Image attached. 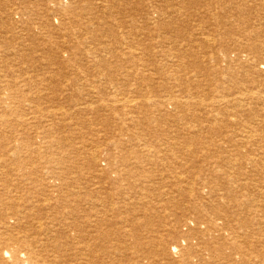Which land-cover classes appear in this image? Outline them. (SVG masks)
I'll return each instance as SVG.
<instances>
[{
    "label": "rangeland",
    "instance_id": "rangeland-1",
    "mask_svg": "<svg viewBox=\"0 0 264 264\" xmlns=\"http://www.w3.org/2000/svg\"><path fill=\"white\" fill-rule=\"evenodd\" d=\"M61 2L0 0V264H264V1Z\"/></svg>",
    "mask_w": 264,
    "mask_h": 264
},
{
    "label": "bare ground",
    "instance_id": "bare-ground-1",
    "mask_svg": "<svg viewBox=\"0 0 264 264\" xmlns=\"http://www.w3.org/2000/svg\"><path fill=\"white\" fill-rule=\"evenodd\" d=\"M51 1H53V3L54 4H56L57 6H61L62 5V2H61V0H51ZM258 1V0H257ZM264 1V0H263ZM48 2V1H47ZM46 2V3H47ZM53 4V5H54ZM6 6V5H5ZM49 6V5H48ZM55 6V5H54ZM64 6V5H63ZM1 7V6H0ZM2 7H3V5H2ZM50 7H51V5H50ZM56 7V6H55ZM53 8V7H52ZM61 8H62V6H61ZM1 9V8H0ZM55 9H57V8H55ZM59 9H60V7H59ZM1 10H3V9H1ZM15 10V9H14ZM61 10V9H60ZM8 11V10H7ZM11 11V10H10ZM17 11V10H16ZM1 13V12H0ZM5 13V12H4ZM8 13V12H7ZM7 13H5V15L7 14ZM11 13V12H10ZM55 13V12H54ZM53 13V14H54ZM81 13V12H80ZM84 13V12H83ZM240 13H242V12H240ZM12 14V13H11ZM21 14V13H20ZM3 15V14H2ZM8 16L10 15V14H7ZM14 15V14H13ZM89 15V14H88ZM56 16V15H55ZM81 16H83V15H81ZM9 17H11V16H9ZM8 17V18H9ZM52 17V16H51ZM53 17H54V15H53ZM80 18V17H79ZM82 19V18H81ZM83 20V19H82ZM81 20V21H82ZM86 21V20H85ZM82 23H86V22H83L82 21ZM89 25V24H88ZM91 26V25H90ZM89 27V26H88ZM87 28V27H86ZM87 30V29H86ZM1 33V32H0ZM74 33V32H73ZM83 33V32H82ZM81 33V34H82ZM258 33V32H257ZM259 34L260 35H263L264 36V30H262L261 32H259ZM65 35H67V34H65ZM18 36V35H17ZM68 36V35H67ZM75 36H77L76 34H75ZM220 36H221V34H220ZM18 37H20V39L23 37L22 35L21 36H18ZM25 37H26V35H25ZM69 37V36H68ZM225 37H227V32L226 33H224L223 34V37H222V39L223 38H225ZM73 38V37H72ZM79 38V37H78ZM223 41V40H222ZM221 42V41H220ZM171 44V43H170ZM220 44H222V43H220ZM224 44H226V41H225V39H224ZM223 44V45H224ZM230 44V43H229ZM22 45V44H21ZM85 45V44H84ZM222 45V46H223ZM24 46V45H23ZM220 46V45H219ZM90 47V46H89ZM106 47V46H105ZM225 47V48H224ZM223 48H224V50H223V53L224 54H227V55H231L232 53H233V49H232V46L231 45H225ZM2 48V47H1ZM20 48H22V47H20ZM24 48V47H23ZM108 48V47H107ZM256 48V47H255ZM106 49V48H105ZM104 49V50H105ZM107 50V49H106ZM101 52V51H100ZM104 52V51H103ZM106 52V51H105ZM2 53V52H1ZM97 54H99V53H97ZM122 54V53H121ZM95 55V54H94ZM93 56V55H92ZM91 56V57H92ZM98 56V55H97ZM88 57H89V55H88ZM121 58V57H120ZM88 60V59H87ZM96 60V59H95ZM260 62H261V64H263L264 65V58H261L260 60H259ZM173 62V61H172ZM165 67V66H164ZM165 69V68H164ZM159 70H160V68H156V69H153V68H149L147 71L148 72H153V73H157V72H159ZM163 70V69H162ZM164 71V70H163ZM2 74V73H1ZM5 74V73H4ZM260 74H263L264 75V73H262V72H260ZM153 76H155V75H153ZM173 76H175V75H173ZM5 77H8V75H5L3 78H5ZM2 78V79H3ZM171 78H173V77H171ZM2 79H0V80H2ZM4 81V80H3ZM1 82V81H0ZM2 83V82H1ZM251 90V89H250ZM255 90V89H254ZM13 91V90H12ZM17 91H19V90H17ZM249 91V90H248ZM248 91H246V93L248 92ZM252 91V90H251ZM243 92V91H242ZM253 92V91H252ZM255 92V91H254ZM241 93V92H240ZM12 94H15V92L14 93H9V90H7V91H4L3 93H0V104H2V105H4V104H8V102H10V101H12L13 100V97H11L12 96ZM22 94V93H21ZM19 95V94H18ZM241 95H244V94H241ZM247 95V94H246ZM245 95V96H246ZM249 95V94H248ZM189 98V97H188ZM240 98H242V97H240ZM126 99V98H125ZM187 99V98H186ZM131 100V99H130ZM184 100H185V98H184ZM125 101H127V99L125 100ZM125 101L124 100H118V99H110V101L108 102V103H105V105H103L102 106V108H113V107H119V106H125L126 104H125ZM134 101V100H133ZM240 101V100H239ZM259 101V100H258ZM132 102V101H131ZM236 102V101H235ZM128 103V102H127ZM130 103V102H129ZM220 105L221 104H225V103H227V104H230L229 102H227V100L226 101H221V102H218ZM237 103V102H236ZM235 105V104H234ZM225 106V105H224ZM238 107V106H237ZM126 108V107H125ZM120 109V108H119ZM128 109V108H127ZM129 109H131V108H129ZM98 110V109H97ZM95 108L94 109H92V111H97ZM132 110V109H131ZM134 110H137V109H134ZM133 111V110H132ZM52 114V113H51ZM238 143H241V140L239 139V140H237L236 141V144H238ZM91 158H94V157H91ZM233 158H235V155L233 156ZM57 170H59V169H57V168H50L45 174H44V176H51L50 177V179H49V181L50 182H46L47 180L44 178V176L42 177L43 178V180L46 182V184L44 183V181L42 180V186L44 187V188H46V189H48V190H51V192L53 193V192H55V193H58L59 191H63V189H66V187L68 188V186L69 185H67L66 186V184H65V182H66V178H65V175L63 174V172L61 173V172H59V171H57ZM123 174H129V172L128 171H121ZM65 173V172H64ZM68 178V177H67ZM68 180V179H67ZM74 182H76V179L74 178V179H72ZM69 182H71V180L69 181ZM230 183V182H229ZM76 184H77V182H76ZM200 184H201V182H200ZM78 186V185H77ZM95 186V185H94ZM258 187L259 188H261L262 190H264V172H263V174H262V179L260 180V183L258 182ZM80 188V187H79ZM100 189V188H99ZM183 191V190H182ZM54 193V194H55ZM56 197V196H55ZM225 201V200H224ZM10 202V201H9ZM9 202H7V205L5 206V207H7V206H9ZM55 203L57 204V205H53L52 203H50V202H46L45 204H42V205H35V206H33V209L32 210H30L29 212H27L28 213V215L26 214V217H27V221L31 224L32 222H34L35 220H37V221H39V223H40V220L43 218V219H52V220H57V219H62V220H67V218L73 213V205H72V202H71V200L70 199H65V200H63L62 202L60 201L59 203L58 202H56L55 201ZM13 204V203H12ZM12 204L10 205V206H12ZM14 205V204H13ZM16 206V205H15ZM2 207H4V206H2L1 205V208ZM13 207V206H12ZM18 207V206H17ZM31 207V206H30ZM18 208H20V207H18ZM25 210V209H24ZM23 210V211H24ZM29 210V209H28ZM48 212V213H46L47 215H45V212L46 211ZM2 211L4 212L5 210H4V208H3V210H1V213H2ZM45 211V212H44ZM42 212H44V213H42ZM23 213V212H22ZM260 213H261V211H256L255 213H254V215L256 216V217H259L260 216ZM4 214V213H3ZM2 215V214H1ZM12 215V214H11ZM24 215V214H23ZM14 216V215H13ZM1 217V216H0ZM45 217H47V218H45ZM262 218H264V216L262 215L261 216ZM3 219H4V217H2ZM20 218V217H19ZM87 218H88V216H87ZM90 218V217H89ZM18 219V218H17ZM90 220V219H89ZM1 221V220H0ZM50 221V220H49ZM16 222V221H15ZM14 222V223H15ZM47 222V221H46ZM52 222V221H51ZM55 222V221H54ZM53 222V223H54ZM57 222V221H56ZM62 222V221H61ZM19 223H20V221H19ZM38 223V224H39ZM42 223V222H41ZM45 223V222H44ZM52 223V224H53ZM17 224H18V222H17ZM16 224V225H17ZM33 224V223H32ZM37 224V225H38ZM56 224V223H55ZM61 224V223H60ZM71 224V223H70ZM246 224H247V222H246ZM245 224V225H246ZM26 226V225H25ZM36 226V225H35ZM34 226V227H35ZM44 226V225H43ZM50 226H52V225H50ZM49 226V227H50ZM55 226V225H54ZM64 226V225H63ZM67 226V225H66ZM12 227V226H11ZM30 227V226H29ZM38 227H40V226H38ZM38 227L36 226V228L35 229H38ZM45 227V226H44ZM48 227V226H47ZM49 227H48V229H46L47 231L49 230ZM68 227V226H67ZM7 228V227H6ZM41 228V227H40ZM64 228V227H63ZM70 228V227H69ZM8 229H9V227H8ZM31 229V228H30ZM54 229V228H53ZM57 229V228H56ZM62 229V228H61ZM12 230V229H11ZM33 230V229H32ZM45 230V231H46ZM39 231V230H38ZM42 232V231H41ZM40 232V233H41ZM262 232H263V230H262ZM30 233V232H29ZM28 233V234H29ZM43 233H44V231H43ZM42 233V234H43ZM46 233V232H45ZM53 233V232H52ZM20 234V233H19ZM31 234H32V232H31ZM33 235V234H32ZM31 235V236H32ZM19 236V235H18ZM40 236V235H39ZM49 236V235H48ZM10 237H12V236H10ZM27 237V236H26ZM47 237V236H46ZM124 237L126 238V239H128L129 237H130V235L128 234V233H124ZM23 238V237H22ZM33 238V237H32ZM48 238V237H47ZM34 239V238H33ZM49 239V238H48ZM189 239V238H188ZM188 239H183L184 240V242H185V244L184 245H186L187 244V240ZM28 240H29V238H28ZM30 241V240H29ZM37 241H38V239H37ZM44 241V240H43ZM77 241V240H76ZM128 242V241H127ZM190 242V241H189ZM205 242V241H204ZM31 244H33V242H30ZM40 243V242H39ZM38 243V244H39ZM82 243V242H81ZM80 243V244H81ZM84 243V242H83ZM27 244V243H26ZM30 244V245H31ZM58 244V243H57ZM46 245V244H45ZM53 245H55V244H53ZM63 245V244H62ZM154 245L155 246H158L157 245V242H155L154 243ZM216 243L214 244V246L216 247ZM10 246V245H9ZM14 246H15V244H14ZM26 246V245H25ZM42 246V245H41ZM67 246V245H66ZM79 246V245H78ZM203 246V245H202ZM213 245L212 244H210V243H206V247H208V248H213L212 247ZM17 247H18V245H17ZM24 247V246H23ZM28 248V247H27ZM69 248V247H68ZM90 248L91 247H89L88 246V244L87 243H85L84 244V246H83V249H82V253H83V255H87V254H90L92 251H90ZM180 248H181V245H176L172 250V253L174 252V253H176V254H179V252H180ZM55 249V248H54ZM61 249V248H60ZM183 249H185V248H183ZM25 250L26 249H22L21 247L19 248V250H17L16 252H14L13 253V257H14V260H15V262H16V264H21V261H20V258H19V253H24L25 252ZM38 250V249H37ZM44 250V249H43ZM69 250V249H68ZM198 250H200V249H198ZM60 251V250H59ZM62 251V250H61ZM73 251V250H72ZM154 251H156V253H158L159 251L158 250H154ZM44 252V251H43ZM50 252V251H49ZM52 252V251H51ZM65 252V251H64ZM182 253H183V251H181ZM42 253V252H41ZM73 253V252H72ZM159 253H164L163 251H160ZM172 253H171V255H172ZM26 254V253H25ZM38 254V253H37ZM54 254H55V252H54ZM60 254V253H59ZM80 253H79V251H78V255H79ZM64 255V254H63ZM66 255V254H65ZM77 255V254H76ZM54 256V255H53ZM180 258H182V264H199V263H201V264H211V259L209 260V261H207L202 255H196V256H193V254L191 253V252H189L187 249H186V252H184L183 254H181V255H178ZM36 257V256H35ZM39 257V256H38ZM44 257V256H43ZM42 257V258H43ZM60 257V256H59ZM41 258V257H40ZM66 258H68V256H66ZM47 259H49V258H47ZM51 259H53V257L51 258ZM62 259H64V258H62ZM28 260V259H27ZM202 260V262H200ZM35 262V261H34ZM62 262V261H61ZM68 262V261H67ZM39 263V262H38ZM50 263V262H49ZM59 263V262H58ZM11 264V263H10ZM57 264V263H56ZM63 264H65V263H63ZM167 264H178V263H167Z\"/></svg>",
    "mask_w": 264,
    "mask_h": 264
}]
</instances>
